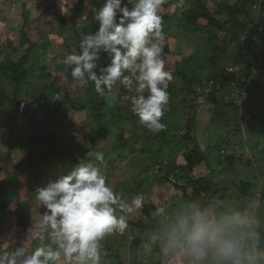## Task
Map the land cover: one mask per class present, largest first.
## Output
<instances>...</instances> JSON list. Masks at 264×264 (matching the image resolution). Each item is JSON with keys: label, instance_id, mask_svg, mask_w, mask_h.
I'll return each mask as SVG.
<instances>
[{"label": "trees", "instance_id": "16d2710c", "mask_svg": "<svg viewBox=\"0 0 264 264\" xmlns=\"http://www.w3.org/2000/svg\"><path fill=\"white\" fill-rule=\"evenodd\" d=\"M7 1L8 0H0V30H2V32H0V111L7 116V119H10L11 123L9 125L14 126L19 121V118H22L23 120L18 125V127H20L21 124H24V118H27V124L31 126V135L23 134L24 128L21 134L15 135L13 126H11V130L10 128H8V130H3V126H0V138L7 137L10 150L29 148L31 151L27 154V157L19 163L15 162L14 158H10V153H6L7 151L0 152V158L2 157L0 159V256L9 246L5 244L3 248L2 244L8 239L7 234L13 230V227L24 232L33 225L35 209L33 203L35 202L30 198H34L33 191L35 192V186L29 189L30 193L27 191L29 196L19 198V192L16 189L15 183L12 181L22 175L20 171L30 174L39 171L40 174H43L48 166L42 165L41 163L46 159L50 158L55 160L56 158L61 159L65 157L68 158V167L71 168L72 164L77 163L78 158L85 153L82 149H79V151L75 153L69 147L61 148L56 134L49 130L46 120H39V114L42 113L40 109H37V113L34 111L36 114L35 118L32 114L28 113L33 106L29 107L25 104H23V108L20 106L23 103L20 99V94L26 89L27 83L29 82L30 84L31 78L37 77L36 74L38 70L41 71L40 73L42 76H45L44 80L52 77L54 71H60L61 66L52 63L53 61H59L58 57L61 56L59 49L57 48L55 50L52 47L57 55L52 54L51 56L46 50L51 46L50 40L55 38L56 34H53L55 29L63 27L58 17V11L56 7H54L55 3L62 0L14 1L17 3L22 2L20 10L23 20L20 28L16 31L8 27L10 20L9 16H6L7 12L5 10ZM218 1L220 3V0ZM31 2H35V4L38 5L36 6L38 8V14L34 19L28 18L27 5ZM172 2L173 0H164L160 8L164 13L161 16L163 20V36L165 39L167 36L172 37V39L167 38L168 40L163 42V50L161 53V58L165 64V70L170 72L173 77L172 81L169 82V88L167 90L169 99H171L168 101L167 110L165 111L167 115L162 117V119L164 118L163 120L167 121V127L166 130L158 134H153L148 130L141 141L137 140L142 150L147 149L152 153H154V148H159L164 145L160 153L156 152V158H163V161L153 159L152 164L145 163V166L138 164L131 170L126 166L130 170V173H135V176L132 174L131 177H134V181L132 182L134 185H130L129 183L126 184V180H122L120 184L114 187L116 188V190H114L122 195L123 191L144 193L148 191L145 186L149 182H151V184L155 183V185L173 184L174 189L172 193H177L179 197L177 200L172 199L167 208H162L159 204L154 202L152 198V200L149 199V201L145 200L143 202V207L140 208L141 214H134L131 216L130 220L127 219L128 228L135 230L136 233L139 231V234L133 238L132 247L139 246L138 248L141 254H148L144 252L145 247L142 245L147 239V236L149 238L152 231L165 230L169 234L167 238L169 240L166 243L168 248L166 247L165 251H162L160 254L158 261H156L158 264H162L163 261L167 259V256L173 253V250L180 244L181 246L178 252L176 254L174 253L176 257H172L174 259L180 255L184 257L187 252H191L190 254L193 252V255H195L194 259L197 261V263L194 262V264H232V259L225 257L218 248L215 250L212 247L215 241L210 239V237L238 241L239 254L236 259L240 261V264H264V226L259 224L261 222L253 220L252 222H255L257 226L251 234H244V236L239 235L236 230H230L225 227L224 222L230 217L237 216L238 214L233 210L217 207L215 198L218 199L219 185H223L224 181L213 173L209 161L207 160L205 150H203L195 137L199 98H204L208 103H211L215 111L218 107H221V109H227L226 107L235 109L237 108L239 99L242 101L252 98L250 92L243 97L242 92L239 94V92H237L238 90H234L236 93H233L235 97L233 102L229 103L227 100H222V104L220 105V100L217 99V96H214L213 93L223 86L221 74H223L225 80L229 79L235 88L245 84V79H248L246 82L250 80L257 86L261 82L260 79L257 80V78H253L252 73L256 61L260 59L257 49L260 45L258 44L264 43V0L260 1V9L257 18H250L248 13V8L250 6H256V0H236L233 1L232 4H225L228 10L235 14L233 17L238 18V16H243L246 18L249 29L245 30V33L244 30L237 29L235 23L231 25L226 18L221 19L216 17L215 12H213L210 6L209 0H188L186 7L180 10V12L176 14V17L172 16L170 12ZM72 11L74 12L71 14L70 19L74 21L79 13L84 12V9L78 8L76 10L74 8ZM83 19H85V17ZM72 26L74 28V33L78 31L75 24ZM165 32L168 33V35H166ZM205 32L208 33L207 38L210 40L206 41L207 48L199 49L201 42L199 38ZM217 32H224V34L220 37L214 34ZM65 33L66 35L64 38L58 35V37L62 38L59 40L62 44L60 42V44L57 45L62 49L63 47L67 49L69 45L65 40L69 33L66 31ZM180 37L183 38V41L193 43L195 48L189 55L182 56L180 54L179 58L178 56H174L176 55V50L173 51L171 47L175 39H179ZM252 38L257 40L254 44ZM219 40H222L223 43H220ZM77 45L76 48L79 50V43H77ZM227 49H232L228 52L230 55V57H228V62L230 61L229 65L234 64L235 66L223 67L219 72L221 73L220 75L216 72L213 73L212 70H214V68L216 69L218 57L216 59L213 58L216 55L219 56ZM39 53L45 54V58H43L44 61L36 65L34 64V56L37 54V56L40 57ZM46 56H50V58H46ZM209 57H212V65H210L211 62ZM201 60H204L203 64H205V68L199 72H192V64ZM49 63L54 65L55 69L49 71L47 67ZM241 67L243 69V75H241L239 79L233 80L232 78H227L228 74L239 71ZM53 78V84L56 85L57 82L54 81L56 77L53 76ZM179 80L184 84V89L189 90L188 93L183 92V94H181L180 91H177L178 85L174 82ZM237 80L238 83L236 82ZM116 86L107 99L102 97V105L111 102L115 104L121 101L120 97L123 95L124 91H120V94L115 96ZM122 90H124V88ZM192 93L195 95L193 96ZM190 95H192L191 98ZM44 100L48 101L47 98ZM195 100L197 102H195ZM13 101H16V104L19 105L14 112L12 111ZM72 108L76 110H86L88 108V103L84 101H75ZM98 118V123L101 124L102 114H99ZM119 121L121 130H125L124 125L126 123L133 124L135 128H138L139 124H141L139 117L134 115L131 110L123 113ZM249 121V129L252 127L260 137L255 147L257 150L264 153V119H258L256 116H252ZM235 122L236 126L234 129H231L230 132L233 131V134H239L243 131L242 124L237 119ZM99 127L103 128L101 125H99ZM134 132H136V130ZM89 136L94 146H97L100 138L109 142L112 132L109 128H104V132H101L95 127ZM129 139H131V137H126L124 140L127 141ZM83 142H85V140ZM168 143L175 145L177 143L180 144L181 147L178 149L182 150L180 162L177 163V159L175 160L170 157H168L169 160L164 159V157H167L165 154V146L167 147ZM43 146L50 148V151H43ZM236 146H238L237 143ZM111 148L114 150H111L110 154L112 152L115 153L116 148L114 146ZM137 148L138 147L134 148V151H132L133 155H136L135 151ZM222 153H225V151ZM3 154H5L7 158V161L5 162L4 160V163L2 162L4 158ZM225 161V170L221 171L222 173L228 170L236 171L239 168L241 172L242 169H244L242 167H246L244 162L246 161L249 163L252 159L243 153L240 154V156L236 153H231L225 155ZM157 165L160 166L159 170H156V173H154V169ZM17 168H21V170L14 173V170ZM208 171L210 175L206 174ZM104 174L107 178V182L111 184L109 174L106 172H104ZM171 175H173V179H170ZM181 180H185L186 183L181 184ZM235 184L241 193L240 195H250L251 198L253 197L250 191L254 189V184L250 181L241 180ZM118 188H121V191H119ZM225 194L226 192L224 190L223 198ZM35 200L36 202L38 201L36 198ZM10 205L13 206L11 210L9 207ZM239 210L241 211L242 209H238V211ZM249 210H251V208ZM261 211H264V209L260 206V214L263 215ZM248 212H239L240 215L238 216L244 217ZM122 214L126 216L125 213ZM223 215L225 218L221 217ZM193 217L203 218L205 221L202 236L197 234L192 220ZM213 217L216 218L214 221H212ZM182 224L186 226L187 230L181 227ZM121 240H124V238ZM116 241L117 240H115V243ZM184 242L187 243L182 246ZM200 246H202V248ZM31 252L32 250L30 254ZM124 259L122 254H118L116 261L118 264H126ZM170 260L167 261L168 264H170Z\"/></svg>", "mask_w": 264, "mask_h": 264}, {"label": "rangeland", "instance_id": "374dc122", "mask_svg": "<svg viewBox=\"0 0 264 264\" xmlns=\"http://www.w3.org/2000/svg\"><path fill=\"white\" fill-rule=\"evenodd\" d=\"M14 1L16 0H8L7 6L5 5V10L7 12L6 16H9L10 20L8 27L16 31L20 28L23 20L20 9L24 0H21L22 2L18 3ZM233 1L236 0H220V3L218 0H209L210 6L212 7L213 12H215L216 17L221 19L226 18L231 25H234L235 23L236 28L244 30L245 33V30L249 29V27L247 26L246 18L243 16H238V18L233 17L235 16V14L230 12L228 10V7L225 5L232 4ZM260 1L261 0H256V6H250L248 8L250 18H257V14L260 9ZM102 2L103 0H90V3H92L94 6H99V4ZM187 2L188 0H173L170 6V12L172 13V16L176 17V14L186 7ZM36 6L38 5L35 4V2H31L29 5H27L29 19L36 18L38 14V8ZM54 7H56L58 11V17L59 20H61V25H63V27H61L60 25V29H55V32H53V34H56L55 38H52L50 40L51 46L46 51L51 56L52 54L57 55L55 50L57 48L59 49V52L61 54V56L58 57L59 61H53L52 63L60 65L61 68L60 71H54L52 73V77L47 78L46 80H44L45 76H42V74L40 73L41 71L38 70L36 74L37 77L31 78L30 84L28 82L26 85V89H24L20 94V99L23 102L22 104H25L29 107L33 106L31 111H29L28 113L32 114L35 118V112L37 113V109H40L42 113L39 114V120H46V123L49 126V130L56 134L61 148L69 147L75 153L78 152L79 149L84 150L85 153L81 156L79 155L80 158H83L89 150L103 152L105 159L104 162L100 164V167L102 168L103 172L109 174L112 184L111 186H113V189L116 190V188L114 187L120 184L122 180H126V184L129 183L130 185H134L132 184V182L134 181V177H131L132 174L135 176V173H130V170L132 168H135L138 164L143 166H145V163L152 164L153 159L159 161L162 160L163 158H156V152L160 153L164 145L159 148H154V153L149 152V150L147 149L142 150L137 140L141 141L148 131L142 124H139V127L135 128L133 124L126 123L124 125L125 130H121L119 121L120 116L123 113L129 111L131 107L129 102H125L122 100L123 95L120 97L121 101H119L118 103L116 102L114 104L111 102L102 105L103 99L95 92L94 84L92 82H89V84L83 88L77 86L74 83L71 77L70 68H68L67 65H64L60 61L66 54L74 51L79 52L78 48H76V46H78L77 43L80 42L81 38L85 34H87V32L90 33L92 31H95L98 28V23L93 19L94 14L91 9L85 7L83 0H62L55 3ZM74 8L76 10L78 8H83L84 12L79 13L78 17L75 18L74 21H72L70 17L74 12L72 11V9ZM61 9H63V11ZM159 14L161 16L164 14L162 9L159 10ZM84 17L85 19H83ZM73 24H75L78 28V31H76L75 33L72 26ZM65 31L69 33L68 37L65 39L66 43H69V45L67 46V49H64L63 47V50L62 48L58 47L61 42L59 40L62 39L61 37H58V35L64 38V36L66 35ZM0 32H2V30H0ZM166 32L165 34L168 35V33ZM214 34L222 37V34H224V32H217ZM207 37L208 33L205 32L199 38L201 40L199 49L207 48L206 41L210 40ZM167 38L172 39V37L169 36H167ZM167 38L165 39L164 37L163 42L167 41ZM182 39L183 38L180 37L179 39H175V42L172 43V50H176V55L174 56L179 57L180 54L182 56L189 55L195 48L193 43L183 41ZM219 41L220 43H223L222 40ZM256 41L257 40L255 38H252L253 44ZM258 45H260L259 47H257L260 59L256 61L252 73L253 78L261 80L258 86L255 83L253 84L250 80L246 82L248 79H245V84L239 86L238 88H235V86L229 79L225 80L223 78V74L219 73L223 69V67L235 66L234 64L229 65L230 61L228 62V57H230L228 52L232 49H227L219 56L216 55L213 58L216 59L218 57L216 69L214 68L212 72H216L219 75L221 74V82L223 81V86L213 93L214 96H217V99L220 100L219 104H222V100H227V102L229 103L233 102L235 98L233 96V93H236V91L234 92V90H238L237 92H239V94H241L242 92L243 97L250 92L252 98L242 101H240L241 99H239V101L237 102V108L239 109V111L237 108L231 109L230 105V108L226 107L227 109H221V107H218V109L215 111L214 106H212L211 103H205L204 98H199V109L197 110L198 113L196 117L195 137L197 138L203 150H205L207 160L209 161L210 168L212 169L213 173L215 174V176L221 178L222 181H224L223 185H219V194L217 196L218 199L215 198L217 207L233 210L238 215H240L239 212L244 213L250 211L244 217L251 221L257 220L258 222H261L259 224L264 226V211H261L263 215L260 214V206L264 209V153L256 149L255 144L260 139V137L252 127L249 129L250 125L248 126V124H250L249 120L252 116H256L258 119H264V43H259ZM52 47L55 50L52 49ZM39 54L40 57H38L37 54L34 56V64L36 65L37 63L44 61L43 58H45V54ZM50 56H46V58H50ZM209 59L211 62L210 65H212V57H209ZM203 61L201 60L193 63L191 71L195 73L205 68V64H203ZM47 67L49 71L55 69L54 65H52L51 63H49ZM241 75H243L242 67L239 71L228 74L227 78H232L233 80H235L239 79ZM53 76L56 77L55 79L57 81L54 80L55 82H57L56 85L53 84ZM236 82L238 83V80ZM174 83L178 85L177 91H180L181 94H183V92H189V90L184 89L185 87L181 80L175 81ZM122 89V85H117L115 96H118V94H120V91H124ZM192 94L193 96L195 95L194 93ZM191 96L192 95H190V98ZM45 98H47L48 101L44 100ZM170 100L171 99H169V101ZM196 100L195 102H197ZM75 101L87 102L88 108L86 110L73 109L72 105ZM12 103H14L12 104V111L14 112L17 110L19 105L16 104V101H13ZM99 114H102V118L100 121L101 124L98 123ZM166 115L167 114H165L164 116ZM0 118V126H3V130H8V128H10L11 130V126L13 125H9L11 123L10 119H7V116L2 111H0ZM236 119L239 120L242 124L243 131L239 134H233V131L230 132V130L234 129V127L236 126ZM22 120V118H19V121L13 126L14 134H21L24 128L25 130L23 134H28L30 136L31 126L27 124V118H24V124H21V126L18 127L19 123H21ZM163 122L165 124L167 123L166 120H163ZM99 125H101L103 128H100ZM95 127L101 132H104V128H109V130H111L112 132L110 141L106 142L105 139L100 138L97 146H94L89 135ZM135 130L136 132H134ZM133 132L135 133V135ZM126 137H131V139L126 141L124 140ZM84 140L85 142H83ZM236 143L238 144V146H236ZM112 146H114L116 150L115 153L112 152L110 154L111 150H114L111 148ZM9 147L10 146L7 137H1L0 152L7 151L6 153H10V158H14V161L17 163L23 161L27 157V154L31 151L29 148H22L21 150H10ZM136 147H138L135 151L136 155H133L132 151H134V148ZM180 147L181 146L179 143H177L176 145L168 143V146H165V154L167 155V157H164V159L169 160L168 157H170L175 160L177 159V163L180 162V158H182V150H178ZM42 149L43 151H50V148H48L47 146H43ZM224 151L225 153H222ZM231 153H236L239 156L243 153L249 156L252 161L249 163L243 161L246 164V167H242L244 169H242L241 172L239 168L236 171L228 170L222 173L221 171L225 170L226 165L225 155ZM5 154H3V163L4 160L5 162L7 161ZM41 164L48 166L46 167V170L43 174H40L39 171L30 174L28 172L20 171L21 168H17L16 170L13 169L14 173L16 171H20L22 173V175L18 176L12 181L15 183L16 189L19 192V198L29 196L27 191H29L31 187L35 186V190L36 186H42L48 180L55 179L59 171L70 169V167H68L69 161L67 157L61 159L56 158L55 160L49 158ZM126 166H128L130 170ZM159 167V165L155 167L154 173H156V170H159ZM206 174L210 175L209 171ZM170 179H173V175L170 176ZM241 180L250 181L252 184H254V189L250 191V194H253L252 198L250 195H240L241 193L239 192V189L235 183L240 182ZM180 183L185 184L186 181L181 180ZM173 186V184L155 185V183L151 184V182H149L145 186V188H147L146 190H148L147 192L131 193L130 191H123V195L126 194L124 195V197L127 198L129 202H131L134 197L142 194L143 201L154 199V202L159 204L162 208H167L172 199L177 200L179 197L177 193H172V190L174 189ZM118 190L121 191V188H118ZM224 190L226 194L223 198ZM33 194L34 198H30L35 202L33 203L35 207L33 225L24 232L17 230L16 227H13V230H11L7 234L8 239L5 243L3 242L2 244L3 248L5 247V244L9 245L6 249L7 252H3L1 256L5 254H11L18 247H23L26 250V254H30V251H34L37 247L50 246L53 249L57 248V245L52 241L49 235V230L45 229V227L42 225V218L46 209L42 206L40 201L36 202L34 191ZM249 207L251 208V210H249ZM238 209L242 210L238 211ZM125 214L126 218L130 220L132 215L141 214V209H137L131 213ZM221 217L225 218L224 215ZM212 219V221H214L216 218L213 217ZM256 226V223L252 222V227L250 229L245 227L242 229L232 228L230 230H236L239 235L244 236V234H251ZM138 232L136 233L135 230L127 227L123 233L114 232L111 235L106 236L100 242L101 264H118V262L116 261L118 254L123 255L126 264H158V262L156 261H158L160 254L162 253V251H165L167 247L166 243L169 240L167 239L169 237V234L165 230L152 231L150 233V237L148 238L147 236V239L142 244L145 247L144 252L148 254H141V251L138 248L139 246H134V248L132 247L133 238L139 234ZM122 238H124V240H121ZM115 240H117L116 243ZM186 243L187 242H184L182 246H184ZM180 246L181 244L179 245V248ZM200 247L202 248V246ZM212 247L215 250L218 248L216 243H214ZM176 248L173 250V252L176 250ZM141 250L143 251L142 248ZM177 252L178 250L175 252V254ZM190 253L191 252H187L184 257L180 255L175 259L172 258L174 254L170 253L167 256V259H165L162 264H168L167 261L171 258L172 259L170 260V264H194V262L197 263V261H195L194 259L195 255H193V252L192 254ZM174 257H176V255ZM61 264H63V258Z\"/></svg>", "mask_w": 264, "mask_h": 264}, {"label": "clouds", "instance_id": "9594fccd", "mask_svg": "<svg viewBox=\"0 0 264 264\" xmlns=\"http://www.w3.org/2000/svg\"><path fill=\"white\" fill-rule=\"evenodd\" d=\"M83 3L93 12L98 28L81 38L79 52L66 54L60 62L70 68L77 86L83 88L92 82L95 92L105 99L116 85H122V100L130 103L140 123L153 134L166 130L162 117L173 77L161 58L164 36L159 10L164 0H103L99 6L90 0ZM104 159L103 152L89 150L69 170L59 171L55 179L36 186L35 198L46 209L42 225L57 248L37 247L26 254L18 247L0 256V264H61L62 258L63 264H101L100 242L114 232L123 233L128 224L122 213L140 209L144 202L142 194L129 202L113 189L100 167ZM192 220L202 236L205 221ZM225 227L250 229L252 221L237 215L230 217ZM210 239L232 264H240L236 259L238 241Z\"/></svg>", "mask_w": 264, "mask_h": 264}, {"label": "water", "instance_id": "95a60500", "mask_svg": "<svg viewBox=\"0 0 264 264\" xmlns=\"http://www.w3.org/2000/svg\"><path fill=\"white\" fill-rule=\"evenodd\" d=\"M179 249V246L176 248V250L173 252V254Z\"/></svg>", "mask_w": 264, "mask_h": 264}]
</instances>
